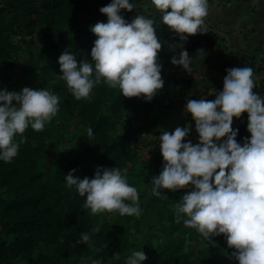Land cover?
I'll list each match as a JSON object with an SVG mask.
<instances>
[{
	"label": "trees",
	"instance_id": "16d2710c",
	"mask_svg": "<svg viewBox=\"0 0 264 264\" xmlns=\"http://www.w3.org/2000/svg\"><path fill=\"white\" fill-rule=\"evenodd\" d=\"M110 0H7L0 2V88L7 87L16 45L30 44L22 53L23 69L37 75L36 88H45L58 95L59 112L42 131L29 127L24 136L27 141L20 145L18 155L10 162L0 161V264H65L70 257L77 259H102V264H125L133 250H143L147 259L143 264H237L231 256L223 234L209 243L195 229L183 222L176 223L174 209L187 189L162 190L161 196L152 194V179L162 167L160 146L146 158L137 156L131 143V133H117L119 120L136 114L148 119L152 106L160 104L171 91H178L181 101L189 97L193 89L199 95L197 81L180 65H173L171 57L180 49H161L159 62L163 65L164 86L151 100L125 97L118 89L106 84L96 85L91 99L77 100L62 75L58 57L68 50L77 60H89L90 51L97 38L90 25L107 22L106 14L99 9ZM97 12L98 17H93ZM154 16L160 42L165 37L167 26L159 15ZM42 30L44 42L34 46V36ZM184 48L192 60L200 58L196 50L203 48L207 55L220 48L217 34L207 30L190 35ZM258 48L255 49L257 54ZM251 67L254 74H262L253 91L264 93V60L254 57ZM207 100H214L209 97ZM169 107V106H167ZM65 116L76 118L84 131L75 137L73 153L58 151L63 135L55 130L56 119ZM247 120L233 126L239 128L237 140L242 142L250 136ZM152 125V124H151ZM150 127V126H149ZM92 128L89 137L87 129ZM148 133L159 132L152 127ZM192 132L185 140L195 142ZM224 139V138H221ZM19 140V137H17ZM160 142V141H159ZM87 154L88 158H83ZM98 165L127 170V182L140 193L142 213L136 216L114 214V220L99 227L92 234L93 215L83 208L86 197L80 196L75 187L67 186L65 176L71 169L83 179L92 178ZM155 214V222L149 224L148 215ZM159 227L164 233V242L155 240L153 233L144 229ZM81 233H89L93 247L77 243ZM194 243L195 253L188 250Z\"/></svg>",
	"mask_w": 264,
	"mask_h": 264
},
{
	"label": "clouds",
	"instance_id": "9594fccd",
	"mask_svg": "<svg viewBox=\"0 0 264 264\" xmlns=\"http://www.w3.org/2000/svg\"><path fill=\"white\" fill-rule=\"evenodd\" d=\"M161 22L179 37L169 44L180 53L171 57L173 65L192 71V56L183 42L190 35L206 32L204 18L208 0H150ZM135 9V0H110L99 11L107 22L90 25L96 35L89 60H77L76 54L65 50L58 63L60 78L77 99H91L96 85L106 84L125 97L151 101L164 86L163 65L158 52L162 43L157 35L154 16L137 13L131 20L121 10ZM187 34V35H186ZM202 59L203 48L196 50ZM223 89L214 100L187 99L185 114L194 121L198 142L185 140L190 126H177L159 136L162 167L152 179V194L162 190L187 189L174 209L176 223L195 229L209 243L223 236L237 264H264V96L253 91V68L226 69ZM60 97L45 88L23 87L21 90L0 88V161L10 163L24 136L31 127L42 131L59 112ZM247 113V131L242 142L237 140L239 128L233 129V118ZM89 137L92 128L87 129ZM19 137V140H17ZM224 138V139H221ZM73 168L65 176L67 186L75 187L86 197L83 208L92 214L118 213L139 217L140 193L127 182V170L98 165L92 178L81 179ZM99 226L92 234L99 232ZM77 243L94 248L91 234L81 233ZM89 258H81L88 264ZM146 253L137 250L125 264H143ZM91 264H102L94 259Z\"/></svg>",
	"mask_w": 264,
	"mask_h": 264
},
{
	"label": "crops",
	"instance_id": "0c3cea01",
	"mask_svg": "<svg viewBox=\"0 0 264 264\" xmlns=\"http://www.w3.org/2000/svg\"><path fill=\"white\" fill-rule=\"evenodd\" d=\"M208 2L209 11L204 18V26L205 29L218 35L220 48L215 49L204 59L200 57L192 60V74L197 81V90L199 91V95L195 99L201 97L215 99V93L223 89L226 69L251 67L255 56L264 60V0H208ZM121 11L124 18L129 21L138 12L144 15L156 13L150 0H135V9L130 12ZM178 41L179 37L175 36L167 27L166 35L161 42V49H170L169 44ZM185 43L186 41L183 42L184 45ZM257 48L259 50L256 54L255 49ZM175 49L181 50L180 47ZM262 76L263 73L258 75L253 73L254 84L259 83ZM194 95L196 94L193 89L190 90L189 97H185L182 102L187 103V99H191L190 96ZM261 96H264V93ZM182 98L184 97L182 96ZM166 109L172 112L174 106L171 105ZM245 120H247L246 112L242 113L239 119L233 118V126ZM181 122L183 123L179 126L191 125L193 127L194 124V121L191 118L188 120L186 116L181 119Z\"/></svg>",
	"mask_w": 264,
	"mask_h": 264
},
{
	"label": "rangeland",
	"instance_id": "374dc122",
	"mask_svg": "<svg viewBox=\"0 0 264 264\" xmlns=\"http://www.w3.org/2000/svg\"><path fill=\"white\" fill-rule=\"evenodd\" d=\"M7 0H0L4 2ZM93 17H98L97 12H93ZM34 46L40 45L44 42V35L42 30H38L34 36ZM30 44H22V46L15 47L12 53V67L10 71V80L7 85L8 90H21L23 87L28 86L33 88L37 83V75L28 74L23 69V58L22 53H26L29 50ZM182 96L177 91H171L167 98L163 99L160 104L151 107L148 119H143L138 113L127 115L125 118L119 120L117 126V133H121L123 130L129 131L132 135L131 143L137 156L140 158H146L151 152H154L159 146L160 142L158 137L147 132L148 128L152 127L154 130L159 132V136L163 131H173L177 126L181 125V119L185 116L188 120L191 118L190 114H185L183 109L185 108L184 102L181 101ZM174 106L172 112L167 111V106ZM152 124V125H151ZM150 126V127H149ZM184 126V125H183ZM54 129L59 131L63 135L62 143L58 146V151L64 153H73L75 145V137L77 134L84 131V126L79 120L73 117L65 116L60 119H56L53 125ZM198 141V135L196 134ZM160 148V147H159ZM83 158H88L87 154L83 155ZM141 187H139V191ZM91 212V211H90ZM92 214V213H91ZM93 215V225L94 227H101L107 222H112L114 220L113 213H102V214H92ZM149 224L155 222V214L150 212L148 215ZM146 232L153 233L156 236L157 241L164 242V233L159 229V227H154L148 229L147 226L144 229ZM188 250L195 253L194 243L188 246ZM137 251L136 250H133ZM65 264H81V259L75 257H70L65 261ZM91 264V261H88Z\"/></svg>",
	"mask_w": 264,
	"mask_h": 264
}]
</instances>
